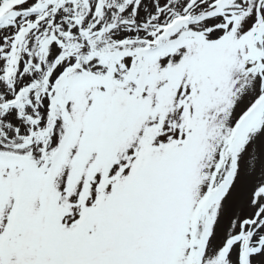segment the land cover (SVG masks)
<instances>
[{
    "label": "snow or ice",
    "instance_id": "6c2138e0",
    "mask_svg": "<svg viewBox=\"0 0 264 264\" xmlns=\"http://www.w3.org/2000/svg\"><path fill=\"white\" fill-rule=\"evenodd\" d=\"M0 264H264V0H0Z\"/></svg>",
    "mask_w": 264,
    "mask_h": 264
}]
</instances>
